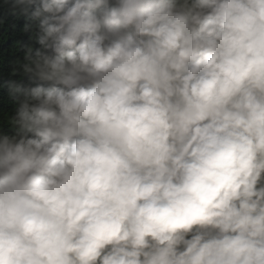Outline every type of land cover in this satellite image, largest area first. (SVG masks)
I'll list each match as a JSON object with an SVG mask.
<instances>
[{"label": "clouds", "instance_id": "1", "mask_svg": "<svg viewBox=\"0 0 264 264\" xmlns=\"http://www.w3.org/2000/svg\"><path fill=\"white\" fill-rule=\"evenodd\" d=\"M0 12V264H264V0Z\"/></svg>", "mask_w": 264, "mask_h": 264}, {"label": "trees", "instance_id": "2", "mask_svg": "<svg viewBox=\"0 0 264 264\" xmlns=\"http://www.w3.org/2000/svg\"><path fill=\"white\" fill-rule=\"evenodd\" d=\"M0 15H2V12H0ZM8 19H9V21H10L8 27L10 28L11 23H16V24H17V31H16V34H15L14 36L11 34V32L9 33L10 38H9V40H8L6 43H0V51H3L4 49L8 48V47L13 43V40H21L22 42H27V39H28L27 34H21V33L19 32V28H20V27L23 25V23H24L23 19H21V20H19V21H16V20H14V19L11 18V17H9ZM3 31H4V29H3V28H0V33H2ZM5 58H6V60H10V59H12L13 57L10 56V55H8V56H6ZM6 70H7V69H6V66L0 68V71H6ZM5 108H6V105H5L4 102H3V93L0 92V110H3V109H5Z\"/></svg>", "mask_w": 264, "mask_h": 264}]
</instances>
